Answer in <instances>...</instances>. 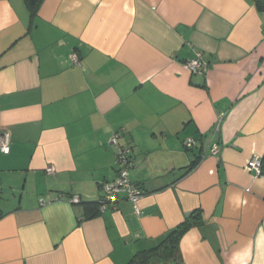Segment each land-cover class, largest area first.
Masks as SVG:
<instances>
[{
    "label": "crops",
    "instance_id": "0c3cea01",
    "mask_svg": "<svg viewBox=\"0 0 264 264\" xmlns=\"http://www.w3.org/2000/svg\"><path fill=\"white\" fill-rule=\"evenodd\" d=\"M31 24L24 0H0V264H127L198 209L206 224L183 237V264H264V175L248 165L264 158V11L44 0ZM197 53L206 73L186 66ZM116 133L142 217L124 194L100 211Z\"/></svg>",
    "mask_w": 264,
    "mask_h": 264
},
{
    "label": "built area",
    "instance_id": "2783aa9c",
    "mask_svg": "<svg viewBox=\"0 0 264 264\" xmlns=\"http://www.w3.org/2000/svg\"><path fill=\"white\" fill-rule=\"evenodd\" d=\"M71 61L73 64L78 65L80 63L79 58L76 55H71ZM192 74L206 73L209 69L207 62L204 59L202 53H197L196 57L189 61L186 65ZM222 117L218 121L213 135L216 137L220 132ZM120 133H116L111 139L110 143L117 146V164H118V176L113 182H108L104 184L103 196L101 201V211L107 209L108 207H116L120 196L125 195L126 198L132 203L135 214L138 217L144 215L143 211L139 208V202L144 196V192L141 187L133 182L130 177L131 170L135 166V161L131 154V149L127 147H121L118 144V139ZM194 145L193 139H188L185 143L187 148ZM220 150L218 144H214L211 148L212 154H217ZM0 151L2 153L8 154L10 152V135L9 133H3L0 138ZM249 168L254 169L257 173H261L262 159L254 156L249 161ZM48 174H53L54 169L52 167L47 169ZM2 193V185L0 183V194ZM72 203H80L81 199L79 196H74L71 199Z\"/></svg>",
    "mask_w": 264,
    "mask_h": 264
},
{
    "label": "trees",
    "instance_id": "16d2710c",
    "mask_svg": "<svg viewBox=\"0 0 264 264\" xmlns=\"http://www.w3.org/2000/svg\"><path fill=\"white\" fill-rule=\"evenodd\" d=\"M24 1L31 14V30H33L36 27L35 21L38 17L40 7L44 0ZM253 1L256 3L258 9L263 12L264 0ZM195 165L196 163L193 164V167H195ZM193 167L190 169V171L193 169ZM261 174L264 175V158L262 159ZM101 201L102 198L99 203L100 208ZM205 224L206 221L203 211L201 209L193 211L188 216H186L182 223L161 237L156 245L148 249L137 251L127 264H183L181 252V241L183 237L192 229L202 227Z\"/></svg>",
    "mask_w": 264,
    "mask_h": 264
},
{
    "label": "water",
    "instance_id": "95a60500",
    "mask_svg": "<svg viewBox=\"0 0 264 264\" xmlns=\"http://www.w3.org/2000/svg\"><path fill=\"white\" fill-rule=\"evenodd\" d=\"M100 186H102V187L99 188V191H103V187H104V185H101V184H100Z\"/></svg>",
    "mask_w": 264,
    "mask_h": 264
},
{
    "label": "rangeland",
    "instance_id": "374dc122",
    "mask_svg": "<svg viewBox=\"0 0 264 264\" xmlns=\"http://www.w3.org/2000/svg\"><path fill=\"white\" fill-rule=\"evenodd\" d=\"M134 170H136V169H132V170H131L132 175H133ZM131 173H130V177H131Z\"/></svg>",
    "mask_w": 264,
    "mask_h": 264
}]
</instances>
